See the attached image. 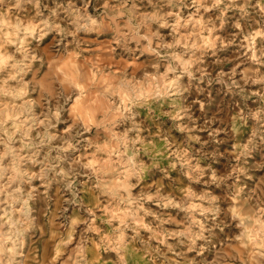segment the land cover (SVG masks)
I'll return each mask as SVG.
<instances>
[{
    "label": "rangeland",
    "instance_id": "rangeland-1",
    "mask_svg": "<svg viewBox=\"0 0 264 264\" xmlns=\"http://www.w3.org/2000/svg\"><path fill=\"white\" fill-rule=\"evenodd\" d=\"M0 264H264V0H0Z\"/></svg>",
    "mask_w": 264,
    "mask_h": 264
}]
</instances>
